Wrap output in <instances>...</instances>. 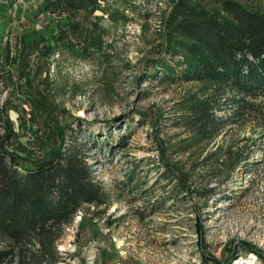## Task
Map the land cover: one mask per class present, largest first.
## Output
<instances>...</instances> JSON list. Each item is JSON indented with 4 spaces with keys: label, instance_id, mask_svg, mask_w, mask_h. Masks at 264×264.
<instances>
[{
    "label": "rangeland",
    "instance_id": "obj_1",
    "mask_svg": "<svg viewBox=\"0 0 264 264\" xmlns=\"http://www.w3.org/2000/svg\"><path fill=\"white\" fill-rule=\"evenodd\" d=\"M45 3L0 0L1 103L25 158L75 138L106 196L63 227L59 264H206L204 254L264 264V117H235L208 137L185 126L212 84L183 75L168 34L175 0H86L55 13ZM249 102L264 113V98Z\"/></svg>",
    "mask_w": 264,
    "mask_h": 264
},
{
    "label": "trees",
    "instance_id": "obj_2",
    "mask_svg": "<svg viewBox=\"0 0 264 264\" xmlns=\"http://www.w3.org/2000/svg\"><path fill=\"white\" fill-rule=\"evenodd\" d=\"M85 1L45 0V11L69 12ZM196 1L175 0L168 34L180 53L168 48L181 56L187 80L212 84L207 98L190 104L183 116L192 133L208 137L219 134L235 117H264L249 102L264 98V7L248 9L234 0H209L219 11L208 12ZM158 66L172 72L167 64ZM222 106L232 109L227 118L215 114L224 110ZM7 108L0 98V264H59L66 260L57 248L63 227L84 206L105 204L106 196L92 177L83 144L75 138L36 161L25 158L15 147L17 135ZM232 259L230 255L220 262L204 254L206 264H232Z\"/></svg>",
    "mask_w": 264,
    "mask_h": 264
},
{
    "label": "built area",
    "instance_id": "obj_3",
    "mask_svg": "<svg viewBox=\"0 0 264 264\" xmlns=\"http://www.w3.org/2000/svg\"><path fill=\"white\" fill-rule=\"evenodd\" d=\"M7 3L11 4L13 8L17 9L24 6L28 0H6Z\"/></svg>",
    "mask_w": 264,
    "mask_h": 264
}]
</instances>
